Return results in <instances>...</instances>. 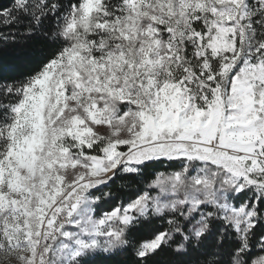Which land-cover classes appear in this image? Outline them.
I'll return each instance as SVG.
<instances>
[{"label": "snow or ice", "instance_id": "snow-or-ice-1", "mask_svg": "<svg viewBox=\"0 0 264 264\" xmlns=\"http://www.w3.org/2000/svg\"><path fill=\"white\" fill-rule=\"evenodd\" d=\"M122 255L264 264V0H0V264Z\"/></svg>", "mask_w": 264, "mask_h": 264}, {"label": "trees", "instance_id": "trees-1", "mask_svg": "<svg viewBox=\"0 0 264 264\" xmlns=\"http://www.w3.org/2000/svg\"><path fill=\"white\" fill-rule=\"evenodd\" d=\"M44 44V41L42 40V38L40 37H37L34 41V45L37 49V51L39 50V48ZM132 178H129V177H125L124 180L127 181V180H131ZM111 183V182H110ZM121 181L120 180H117V182L115 184L112 185V188L111 189H106V191H112L115 195H125V193H127L128 195H131L132 193H134L135 191V181L133 180L132 181V184L125 188L123 191H121L119 189V185H120ZM115 201H113V203L111 204H108L105 208V210H108L110 209L113 205H114ZM151 228H148V227H145L143 228L142 230H140L138 233H137V239H147V238H150V235H151ZM127 261V255H122V256H119V257H114L113 259L111 260H104L103 257L100 258V261H99V264H121V262H126Z\"/></svg>", "mask_w": 264, "mask_h": 264}]
</instances>
